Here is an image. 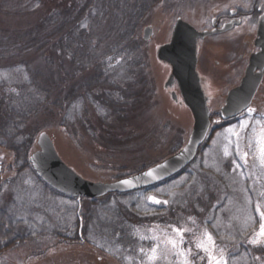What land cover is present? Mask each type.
Masks as SVG:
<instances>
[{"label":"rangeland","instance_id":"rangeland-1","mask_svg":"<svg viewBox=\"0 0 264 264\" xmlns=\"http://www.w3.org/2000/svg\"><path fill=\"white\" fill-rule=\"evenodd\" d=\"M30 2L28 9H32L29 11L0 15V25L24 27L65 0ZM185 3L156 0L144 14L138 36L142 39L146 25L153 28L150 39L142 40L144 62L139 68L143 74L140 77L147 81V90L130 125L123 128L124 136L119 144L114 146L102 140L105 138L101 133L102 123L114 124L111 118L107 121L95 117L92 126L75 121L76 118L49 117L37 121L36 135L42 131L47 133L63 161L81 177L91 181H113L153 165L186 143L193 123L191 112L172 100L170 90L164 87L170 68L156 59V47L169 42L176 15L191 18L205 11V6L193 10L185 8ZM234 3V0H207L205 4L231 7ZM213 39L210 40L212 46L208 45L206 50L208 64L199 68V74L206 80L214 131L183 174L153 191L111 197L107 202H92L89 198L77 201L49 191L28 170L19 172L12 152L0 147L3 165L0 208L14 213L11 221L19 224L18 229L23 231L25 238L16 239L15 244L0 249V264H182L184 258L173 255L168 243L170 239L180 240L173 228L185 230L179 247L191 249L188 256L191 264H208L207 254L196 247V243L204 239L205 230L215 240L214 254L219 255L223 250L228 264H264V243L253 245L250 242L264 224V216L260 214L264 212V166L258 159L257 143L259 138H264V100L261 98L249 107L255 110L251 113L247 108L231 119L220 118L219 107L227 91L237 84L236 77L240 73H230L228 67L224 70L215 63L218 61L221 65L224 51L220 45H214L218 41ZM35 61L41 63L39 57ZM171 90L178 93L177 87ZM242 121H248V127L243 130L240 129ZM36 147L34 139L29 153ZM245 152L248 153L246 160ZM149 196L160 203L149 200ZM148 201L153 205L165 204L168 214L159 212L154 213L155 218L149 216ZM97 204L101 209L94 214ZM105 208L112 214L121 212L124 215L126 226L122 234L108 233V229L103 233L99 229L96 218L104 215ZM90 214V222L85 221ZM75 235L78 238L75 246L67 249L68 241ZM260 239L264 241V237ZM157 246L159 258L148 262L147 254ZM93 248L95 260L87 253Z\"/></svg>","mask_w":264,"mask_h":264},{"label":"trees","instance_id":"trees-1","mask_svg":"<svg viewBox=\"0 0 264 264\" xmlns=\"http://www.w3.org/2000/svg\"><path fill=\"white\" fill-rule=\"evenodd\" d=\"M27 1L31 3L0 0V15L31 10ZM154 1L65 0L24 27L0 25V147L12 152L19 172L28 170L34 174L27 158L41 118H76L75 121L89 126L95 117L107 121L111 118L114 124L102 123V140L114 146L121 142L122 130L130 125L147 90L145 77H140L143 39L137 31ZM37 57L40 64L35 61ZM261 98L264 100V85L250 107ZM207 142L206 139L200 151ZM186 170L140 191L111 193L104 199L90 200L107 202L111 197L149 193ZM45 188L56 193L48 186ZM147 207L149 216L154 218V213L168 214L165 204L153 205L148 201ZM95 209L94 214L101 205L97 204ZM104 210V215L96 218L99 229L103 233L108 229V233L122 234L126 226L124 215ZM13 216V212L0 208V249L15 244L16 239H25L19 224L12 223ZM90 217L91 214L85 221L90 222ZM76 240L77 235L70 238L66 248L72 249ZM87 253L92 260L96 259L94 248Z\"/></svg>","mask_w":264,"mask_h":264},{"label":"water","instance_id":"water-1","mask_svg":"<svg viewBox=\"0 0 264 264\" xmlns=\"http://www.w3.org/2000/svg\"><path fill=\"white\" fill-rule=\"evenodd\" d=\"M152 33L150 26L145 27L143 38ZM207 32H198L193 26L180 17L174 23L172 36L167 44L156 49V57L167 63L170 73L164 87L170 90L172 100L186 106L192 115L193 123L186 143L175 153L163 160L133 174L113 181H91L81 177L72 167L66 164L58 154L52 139L44 131L36 138L37 149L29 155L30 165L35 174L52 189L76 198H97L109 193H127L160 183L182 171L196 157L200 146L207 139L210 128V110L205 79L197 71V38ZM256 45L259 50L252 53L244 76L238 85L231 87L220 108V117L232 118L244 111L252 102L263 79L264 71V26L258 29ZM156 58V59H157ZM177 85L179 96L175 90ZM2 166L0 163V170ZM153 170L152 176H146ZM130 180V184L121 181Z\"/></svg>","mask_w":264,"mask_h":264},{"label":"flooded vegetation","instance_id":"flooded-vegetation-1","mask_svg":"<svg viewBox=\"0 0 264 264\" xmlns=\"http://www.w3.org/2000/svg\"><path fill=\"white\" fill-rule=\"evenodd\" d=\"M181 1L187 2L184 7H189L191 10L205 6V11L202 12V15L195 14V17L191 15V18L187 16L185 18V15H176L174 20L175 23L177 18L180 17L198 32H207L203 37L197 38V68L205 67L208 64L206 50H208V45L212 46L213 43L210 40L214 38V41H218L214 45H220L224 51L220 59H224V61L222 60L221 65L218 61L215 63L223 69L228 67L227 70L230 73H240L236 77L238 84L247 69L252 53L259 49L255 39L257 38L256 32H258L259 27L264 26V0H234L235 3L231 7L218 4L207 6L205 4L207 0ZM245 4L248 6L245 7ZM228 56H230L231 60H228Z\"/></svg>","mask_w":264,"mask_h":264},{"label":"snow or ice","instance_id":"snow-or-ice-1","mask_svg":"<svg viewBox=\"0 0 264 264\" xmlns=\"http://www.w3.org/2000/svg\"><path fill=\"white\" fill-rule=\"evenodd\" d=\"M247 6L248 5L245 4V7H247ZM253 111H255V110L252 109V108L248 109L249 113H251ZM257 123H260V122L258 121ZM247 127H248V121H242L241 124H240V129L243 130V129L247 128ZM229 131H232V129H229ZM236 135L239 136L238 133H236ZM257 143L259 145V148H258V153H259L258 159H259L260 165L264 166V138H259ZM249 147L250 148L252 147L251 143L249 144ZM227 154H228L227 153V149H225V155H227ZM243 156H244V158L246 160V158L248 156V153L245 152L243 154ZM145 175L146 176H152L153 175V170H149L147 173H145ZM121 183L130 184L131 181L130 180H124V181H121ZM148 199L152 200L155 203H160V201L157 200L153 196H149ZM257 211H259V205H257ZM260 214H261V216H264V212H261ZM184 231H185L184 229L173 228V232L177 233V235L180 237V240L178 242L175 239H170L168 241V243L171 244V246H172L173 255H178V256L184 258L182 264H191V262L188 259V256L191 255V249L184 250V249L179 247V244L183 243V238L182 237H183V232ZM261 237H264V224H261L259 232L251 239L250 242L253 245H256L258 243H264V241H261V239H260ZM196 247H197V249H200V250L204 251L207 254L208 264H228V260L225 257V255L223 253V250L220 251L219 255H215L214 254L215 249H216L215 240L213 239L211 233L207 232V230L204 231V239L198 241L196 243ZM158 248H159V246L153 247L151 249V252L149 254H147L148 262L156 261L159 258L158 255H157ZM140 251H141V253H143L144 249H141ZM201 259H203V257H201Z\"/></svg>","mask_w":264,"mask_h":264}]
</instances>
